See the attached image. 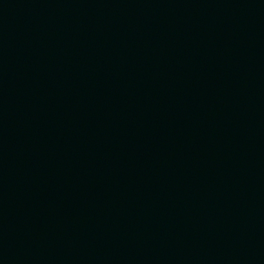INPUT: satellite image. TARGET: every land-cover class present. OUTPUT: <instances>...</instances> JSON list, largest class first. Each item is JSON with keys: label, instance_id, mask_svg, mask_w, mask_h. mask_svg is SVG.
Segmentation results:
<instances>
[{"label": "water", "instance_id": "95a60500", "mask_svg": "<svg viewBox=\"0 0 264 264\" xmlns=\"http://www.w3.org/2000/svg\"><path fill=\"white\" fill-rule=\"evenodd\" d=\"M0 264H264V0H0Z\"/></svg>", "mask_w": 264, "mask_h": 264}]
</instances>
